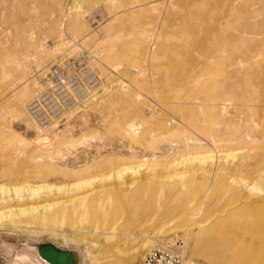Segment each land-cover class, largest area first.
Returning <instances> with one entry per match:
<instances>
[{"label":"rangeland","instance_id":"obj_1","mask_svg":"<svg viewBox=\"0 0 264 264\" xmlns=\"http://www.w3.org/2000/svg\"><path fill=\"white\" fill-rule=\"evenodd\" d=\"M72 59L85 97L41 127L28 103ZM262 207L264 0H0V264H237L255 239L220 235Z\"/></svg>","mask_w":264,"mask_h":264},{"label":"built area","instance_id":"obj_2","mask_svg":"<svg viewBox=\"0 0 264 264\" xmlns=\"http://www.w3.org/2000/svg\"><path fill=\"white\" fill-rule=\"evenodd\" d=\"M73 61L50 66L42 79L43 89L28 103L30 115L39 126L47 128L63 122L79 99H84V90L77 85L78 77L70 71ZM143 258L141 264H205L169 245H157Z\"/></svg>","mask_w":264,"mask_h":264},{"label":"bare ground","instance_id":"obj_3","mask_svg":"<svg viewBox=\"0 0 264 264\" xmlns=\"http://www.w3.org/2000/svg\"><path fill=\"white\" fill-rule=\"evenodd\" d=\"M199 104V103H198ZM224 107V106H223ZM256 187V186H255ZM253 202V201H252ZM255 206V205H254ZM83 207V206H82ZM261 207V206H259ZM264 207H262V209H260V212L262 211L263 214H260L259 211V215L258 216H254L253 219L251 218L250 224H248V221H244V223H242V225H240L237 222H234L231 224V226L229 227V233L224 234V235H220V242L222 245L224 244H230V237L233 235H235V237L237 236L238 230L243 229L246 233L249 234V236H251V238H254L256 243L255 246H253V249H249L247 251V256L242 260L239 259V261H237V264H252L254 260L259 259L262 262H264ZM90 209V208H89ZM259 210V208H256ZM81 212V211H80ZM261 212V213H262ZM84 213V211H83ZM86 213V212H85ZM93 214V213H92ZM85 215V214H84ZM88 215V214H86ZM81 216V215H80ZM94 216V214H93ZM84 217V216H83ZM87 217V216H85ZM89 218V217H88ZM83 220V219H82ZM84 222V221H83ZM200 228V227H199ZM89 232V231H88ZM247 235V234H246ZM214 242V241H213ZM232 242V241H231ZM227 244V245H228ZM241 245V244H240ZM221 245H219L218 247H220ZM200 249V248H199ZM198 249V250H199ZM202 249V248H201ZM228 249V247H227ZM233 250V249H232ZM236 253V252H235ZM240 254V253H239ZM236 255V254H235ZM206 259L210 262L213 263V260L211 259L212 256L209 255V253L205 254ZM236 260V259H235ZM135 260H132L130 262H124L122 264H134Z\"/></svg>","mask_w":264,"mask_h":264},{"label":"water","instance_id":"obj_4","mask_svg":"<svg viewBox=\"0 0 264 264\" xmlns=\"http://www.w3.org/2000/svg\"><path fill=\"white\" fill-rule=\"evenodd\" d=\"M37 248L42 259L50 264H74L72 253L69 250L59 249L55 245H40Z\"/></svg>","mask_w":264,"mask_h":264}]
</instances>
